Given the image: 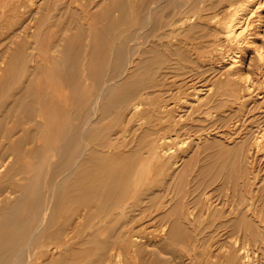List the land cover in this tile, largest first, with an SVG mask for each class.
<instances>
[{
	"label": "bare ground",
	"instance_id": "1",
	"mask_svg": "<svg viewBox=\"0 0 264 264\" xmlns=\"http://www.w3.org/2000/svg\"><path fill=\"white\" fill-rule=\"evenodd\" d=\"M136 1H134L130 6L118 4V6L115 5L117 13H114V15L112 13V18H107L108 23L106 22L107 25L109 24V27H112V33H108V30L104 32L105 28H103L102 32H100L99 34L103 35L105 38L108 34H111V37L114 38V46L112 49L113 52L111 54L113 57V63L111 65L112 70H109L111 71V75H108L109 78H102V70L98 71L99 76L97 77H99V79H104V81L101 87L100 85L97 86L99 87L98 93H92L95 94V99L92 100L93 102L89 103L90 98L89 101L88 98H85V100L87 99L88 102L84 100V102L82 101L83 103L81 102V104H84L85 102H87L86 104H88L86 106V110L84 111L85 114L83 113V116L80 115L81 117H83V123L82 125H80V127L82 126L81 132H78L81 136V140H84L82 141L83 143L78 141L79 143L83 144V147H79V145L81 144H77L80 149L76 148L75 146L77 143L76 140H78L75 138L78 135L76 134L77 130L75 129L78 125H75V127L72 128V122L74 120L71 121L70 119V123L72 126L70 125V127L68 122L67 125L69 129L67 128V130L69 131V135H65L68 137L67 140L62 139V142L58 143V146L53 149H50L51 144L50 146L48 145L50 151L54 154V156L55 154L58 156V160L56 159V157L55 160H50V156L47 154L48 152L46 153L49 156V158L46 156L47 160L49 159L51 163L56 161V163H53V165L50 164L52 165L50 167L47 165V163H45L46 169L47 166L50 169V171L48 170L50 174V176H48L49 178L46 176L48 175V171L45 175L46 178L49 179L47 189L42 192L43 189H39L41 187L38 188V184H34L38 182V180H40L38 179L40 176H37L38 180H36V182L33 181L35 189L33 188V185L31 186L35 191L33 192V189L31 190V192L29 191L30 195L32 194V192L34 193V195L33 197L29 195L31 197L29 198L27 197V191L30 190V186L28 183H25L26 181L22 178L24 180V183L22 181L21 184L20 182L17 184L19 194L16 195L15 198L13 197L14 199L10 201L9 195H11L15 190H9L8 194H6V198L4 200L1 199L0 264H40L43 262L45 264H67V259L71 257L72 254H74V251L77 252L76 250H74V245H72L71 243V239L73 237L72 235H70V232L72 231L68 232L66 230V228L68 229V225L72 226V224L69 223L71 216H66L69 220H66L67 223L63 224V227L58 226L60 222L59 224L57 223L58 225L56 227V222H54V211L56 207V200H58L55 195L58 193L57 191L63 187V184L61 183H65L71 180L72 184H74V188H71L69 191L66 190L67 194L61 193V197H63V195H67L68 197H70V193H75V196L77 197L78 195H80V197L76 199L71 197L72 199H70L68 202L72 204V208H70V211L74 210V212L76 213V215L74 216L75 218L73 219L75 227L83 224L80 221L81 216H83L82 212L84 211V216H89V209L87 210V207L90 208L89 205L92 201H98L101 210H103V214L100 215L99 219L93 218L89 222V230L94 228V232H96L99 225L104 226L105 224L107 225L110 222V229L116 231L117 228L122 225L121 223L124 222H120V218L124 217L126 213L129 210L131 211V208L134 206L131 205L132 203L130 204L127 201L129 197L134 198L133 203L135 204L137 201L139 202V200L143 201L142 199H144L145 196L149 193H153L152 190L154 188H158V191H162L164 188L163 185L166 182L165 180L167 178H174L178 181L185 180L183 169L185 166V169L189 166V159L192 158L193 153H196L202 145H207L209 142L213 143L214 141H216L215 143H225V141L223 140L224 137L222 138V135L220 133L216 132V134H219L220 136L217 138V140H214L213 137H210L209 132H205L199 135L189 134V136L187 137H191L190 141L185 148L182 147L183 149H181V145L177 144L176 146H174V144L177 142V138H180L179 136L183 134L182 131L184 130L185 126L180 117L187 116L190 118L194 117L193 115L194 113H196L197 117H206V119L207 117H217L218 120H221L223 122V125H226V123H228L229 121V117H244L247 112L253 111L255 108H257V104L261 103V101L258 100L259 97H254L257 96V93H254V91L255 89H260L258 84L264 83V77L260 80H252L249 74L253 72L252 69H256V66L260 69L264 60V0H149L150 3H153V5H148L149 7H147L146 9L145 6V10L141 5H137ZM45 3L48 2L45 0H0V7H8L9 9H11L13 16L17 12L18 16L22 17V15H24L23 13H25L23 7H26L27 5H31L32 7L34 5L38 7L39 11V6H45ZM20 8H22L24 12H20ZM28 8L31 9L30 7ZM33 11L30 13L32 14ZM107 12L110 13V11L108 10ZM156 13H158L159 16L156 17ZM1 15H3L2 10ZM9 15H11V12L9 13ZM105 15V17H107V14ZM0 20H2V18ZM24 22L25 21H23V23ZM6 24L4 26H6ZM145 25L152 26H148V30H142V28L144 29ZM11 26L13 27L12 24ZM8 27H10L9 24ZM109 27L108 29H110ZM8 29L5 28V31ZM0 30H2V27L0 28ZM14 30L15 29H11L13 35L15 34ZM3 33L4 32L2 30V34ZM15 36H17V34H15ZM95 42L91 45H89L88 43L87 44L91 48L92 46H95V48L98 49V43ZM126 45H128L129 47L126 48ZM33 49L35 50V48ZM99 49V53H95L96 55L91 54L87 49H85L87 50V52H89V54L86 55V57L84 56L85 62L83 63V67L84 65L85 67L87 65L90 66L92 61L96 60V57L98 59V55H100V59L101 57H104L106 55L105 53L107 51V45H99ZM70 50L71 49L69 48L68 50L63 49V53L67 55L68 52L70 54L71 52H73ZM93 56L94 60H91ZM70 57H73L74 59L78 58V54H72ZM247 57L248 62H246ZM66 58H68V56ZM35 59H37V57ZM41 62L43 61L38 60V64L40 63L42 67ZM73 62L71 61V65ZM58 63H60L59 59ZM106 64L107 66L103 65L105 66V68L110 67L108 66L109 63ZM32 65L34 64L32 63ZM81 65L82 64H80V67L78 66L79 70H81L80 68H82ZM74 66L75 68L77 66L76 59L74 62ZM46 68L47 72L54 71L53 65H48V67L46 66ZM69 68L67 67L66 71L70 70ZM99 68L101 69L100 64ZM140 69H143L142 71L145 72L147 71V73L149 74V79L147 81L145 80L146 82L142 81V79L133 78V75L136 73V71L139 72ZM20 70H22V68ZM88 70L93 74V70H90V68ZM75 71L76 70H74V72ZM69 73H66V75H69ZM84 73L86 74V72ZM70 74L72 75V73ZM76 76L79 75L77 74ZM81 76H79L78 78H84ZM106 76L104 75V77ZM71 77L72 76H70V79ZM74 77L75 76L73 75V81L78 82H71L75 83L76 85H81L82 82H79L81 79L79 80L77 78L78 80H74ZM91 77L89 79H86L90 80L92 79ZM101 79L99 81H101ZM211 79L212 81L210 82ZM83 81H85V79ZM95 81V85H97L98 78L97 80L95 79ZM71 82L67 84H70ZM85 83L83 84L82 88H84ZM12 88L13 87H11V89ZM150 88H152V91L148 90ZM87 89L88 87L84 88L83 92L84 90L86 92ZM95 91H97V88ZM7 94H9V92ZM5 95L3 97H5ZM85 95H83V97ZM149 95L152 96L148 97ZM87 96L89 95L87 94ZM253 97L254 99H252ZM250 98L252 100H249ZM21 99L22 98L20 97L18 102H20ZM22 101L19 104H23ZM39 101L41 102V100ZM40 102L34 103L31 101L30 103H26V105L28 106V111H30L33 106V114L34 112H36V110L39 111V113L42 112V108H35V105H40ZM232 104L236 105V109L231 110L229 108ZM8 106H10V104ZM53 107H55V105ZM246 109L247 112H245ZM60 110H62V108H60ZM76 110H78V108ZM59 111L58 115L55 114L57 115L56 118H58L59 114L62 113H60ZM67 112L68 111L66 110V113ZM76 112H78L79 114V110L75 111V113ZM68 113L67 116H71L70 114L68 115ZM112 114L115 117V122L109 128L110 130H114V140L112 143H102V138L106 137L109 134L104 135L106 129L100 130L98 126H100L101 121L105 117H108ZM76 115L74 114V117ZM34 116L36 115H33V117ZM33 117H30V120L33 121ZM250 117H264V110H260V112H253ZM40 118L43 119L42 116ZM258 118L250 121L249 125L246 124L248 126V129L246 127V135L241 138V140H239L236 145H234L236 151L234 150L235 153L233 155V158L228 160L229 164L233 165L237 163L240 168H244L238 176L237 185L239 187V193L235 192L231 198L230 194H226L223 199L221 198L212 200L213 195L211 193H207L209 191H207V189H198V187H196L194 190L190 191L189 189H186L185 186L181 187L180 190H178L181 195L178 199L179 205L177 206V203L173 205L171 210L172 212L170 214L160 216V224L157 226L158 228H156L155 231L153 230L152 232H150L148 230H145L150 232V234L147 233L148 235L143 236L145 238H143L144 240H142V243L140 241V238H132L133 236L129 237V234H127V230H119L116 234L118 241H116L115 238L114 240L116 242L127 240L130 247L148 246L152 249H157L160 247V245H165L168 247L170 246L171 255L173 256V258L178 259L179 263L177 261V264H181L183 252L182 250L178 249L176 245L179 243H187L188 249H191L194 245L195 235L197 231L196 226L198 223V219L197 215L195 214V212L197 211H194V209H192L193 207L191 208V206H189L184 201L185 196H187L188 194L190 195L191 192H197V194L195 195V202L199 204L201 212L207 214L211 213L214 216L216 215V217H221L223 213L228 210V214L231 215L230 217H232L233 225L237 226L240 229L244 228V232L248 227L258 225L259 223L257 219H259L260 215L258 214L259 211L256 202L262 201L264 206V172L261 173L256 168L257 166H255L254 164V161H256L257 159V154L264 153V126L259 124L260 121L258 120ZM2 119L3 118H1L0 123ZM65 121L66 120H64V122ZM35 123L37 124V122ZM45 123H42V126H44ZM73 123H75V121ZM237 123L234 125V127L238 126ZM218 125L220 126V124ZM40 126L41 125H39V130L41 128ZM64 126L65 124L63 123V127ZM2 129L3 128L0 127V131ZM229 129L230 128L228 127V129H225V131L223 130L222 133H231ZM94 130H97L98 134L96 133L94 135ZM109 131H107L106 133H109ZM253 131L257 132V134L254 133L255 135L253 134L252 138ZM38 132L39 131H37V133ZM59 132L60 131H58V133ZM51 133L52 132H50V135L52 136ZM26 136H28V134ZM59 136H61V134ZM65 136H63V138ZM91 137H93V140H101V143L98 144L107 148V150H97L95 148H92V145L90 147V141H87V139H90ZM59 138L61 140L62 137ZM23 140L24 139L22 138V141ZM179 140L180 143L181 139ZM22 141H18L20 145ZM49 141L50 140H48V142ZM19 143H17L18 147ZM27 144H23L24 149L25 145ZM10 145L12 147V144ZM20 148L22 149V146ZM51 152L49 153L51 154ZM211 152L212 151H210V153ZM42 155L44 154L42 153ZM37 158L39 157L37 156ZM30 160L32 159L30 158ZM207 160L209 161L210 158ZM43 161H46L45 158L43 159ZM43 161H40V164ZM20 165H24V163H21ZM179 165H182V167L178 168ZM151 166L154 167V171L152 173ZM15 167L14 169L17 170ZM205 167L201 166L202 169H204ZM11 168H13V166H11ZM36 168L34 169L36 170ZM14 169H12L13 172L15 171ZM21 170L23 172L24 170H26V168L23 170L21 166ZM17 171H20V169ZM205 172L208 171L205 170ZM29 173H26L27 177ZM32 174L34 175V172ZM39 174L41 175V172H39ZM8 175L9 178L12 179L13 176L10 177L9 173ZM20 175H23L21 171ZM59 175L61 176L58 178L57 176ZM215 175L211 174V177ZM194 176L192 178H194ZM29 178L32 180L31 177H28V180ZM43 178L44 176L42 177V179ZM207 178L209 179L210 175L209 177L207 176ZM33 180H35V178H33ZM15 182L16 181H14V183ZM0 184L2 185V181ZM12 184H9V187ZM199 184H201V181L199 182ZM209 185L210 184H205L204 182V185L201 184V187H207ZM5 186L7 187L8 185ZM2 187L4 186L2 185ZM43 187H45V185ZM9 189H11V187ZM0 191L2 192L4 190ZM61 191L63 190L61 189ZM59 194L60 193H58V197L60 196ZM192 195L193 194H191L190 196ZM233 197H235V199ZM60 201L61 200L59 199L57 203H61ZM166 201H171V198L166 197ZM64 205L65 204H63L62 207H64ZM60 206L61 205H59V207ZM157 206H159L158 208L161 209L162 207H165L163 206V202L162 204H159ZM68 210L66 208V211ZM79 212L82 215L79 214ZM226 215L227 214H225V216ZM60 218L62 219V216H60L59 219ZM138 219L141 220V218ZM218 224L219 226L227 225V223L223 222H220ZM101 233H103L102 235H105L104 231H101ZM91 235L92 234H88V236L83 237H85L86 239ZM102 235H100V237H102ZM85 239L84 241L81 240V243L85 242ZM258 243H260V241ZM109 244V240L107 239L99 240L96 250L93 254V260L91 261L93 262V264H119L116 256L119 257L120 252H116L115 250L113 252V250L110 251L109 249H107V246ZM87 257L88 256L84 257L85 261ZM214 258V260L209 261V264H255L248 258L247 254L240 249H229L219 257H216L215 255ZM39 259L40 261H38ZM136 261H139V258ZM182 264H184V262ZM257 264L262 263L258 262Z\"/></svg>",
	"mask_w": 264,
	"mask_h": 264
},
{
	"label": "rangeland",
	"instance_id": "2",
	"mask_svg": "<svg viewBox=\"0 0 264 264\" xmlns=\"http://www.w3.org/2000/svg\"><path fill=\"white\" fill-rule=\"evenodd\" d=\"M45 1L48 2V3H45L46 7L43 5L39 6L40 7L39 11H38V7L34 6V5H33L34 7L33 6L31 7V5H27L26 7H23V9L25 10V13H23L24 15H22L23 18L21 16H18L17 12L13 16L11 9H9L8 7L7 8L0 7V19L2 18V20L5 22V24L7 23L6 26H4L5 25L4 22L2 20H0V26L2 27V30L4 32L2 34V30H0V98H1L0 99V114H1L0 120H1V118L4 119V120L2 119V121L0 123V125H1L0 127L3 128L0 131V143H2V144H0V150H1L0 151V157H1L0 158V173H1L0 174V183L2 181V185L4 186V187H2V185L0 184V188H1L0 190H4L2 192L0 191L1 192L0 193V195H1L0 201H1V199L4 200L6 198V194H8L9 190L10 191L15 190L11 195H9L10 201H12L16 197V195L19 194L17 184L19 182L21 184L22 181L24 183V180L26 181L25 183H28L30 186L29 187L30 190L27 191V193H28L27 197H29V198L33 197V195H34L33 192L35 191L34 186L36 184H38V188L41 187L39 189H41V190L43 189L42 192L45 189H47V186H48L47 184L49 182L48 181L49 179H47L46 176L47 177L50 176L49 167L52 166L53 163H56V161L51 163L50 160H52V159L55 160V157L58 160V158H57L58 156L56 154L54 156V154L50 151V149L57 147L58 143L62 142V139L67 140V138H68L67 136L69 135V131L67 130L68 122H69V126H70L71 125L70 122L73 120L75 121V123H73L74 121L72 122V125H73V126L71 125L72 128H74L75 125H78L75 129V130H77L76 134L79 135V136L77 135V137H75V138L78 140H76L74 138L77 142L75 145L76 148H79L83 145L82 141H84V140H81V136L78 133V132H81L82 126L80 127V125H82V123H83V121H82L83 117H81L80 115L83 116L85 114L84 111L86 110V106L88 105L86 103L89 101V98H90L89 103L93 102L92 100L95 99V94H97L99 91V87H97V86L100 85V87H101L104 79L109 78V76L111 75L110 74L111 71H109V70H112L111 65L113 63V57L111 54L113 52L112 49L114 46V44H113L114 38L111 37V34H108V33H112V29H111L112 27H109V24L107 25V23H108L107 18L111 19L112 16L114 15V13H117L116 6H118V5L130 6L136 0H128V1H126V0L125 1L124 0L123 1H121V0H58V1L57 0L56 1L50 0L52 3L48 0H45ZM150 1L149 0H138L136 2H137V5H141L143 9L146 6L145 7V9H146L147 7L153 5V3H150ZM49 2H50V4H49ZM120 2H122V3H120ZM126 2H128V3H126ZM28 7H30L31 9H29ZM42 7H44V8H42ZM21 9L22 8H20L19 11L24 12L23 9L22 10ZM28 9H29V11H28ZM110 9H113V10H110ZM1 10H2L3 15H1ZM107 10L110 11L111 14L108 13ZM32 11H33V13L31 14L30 12H32ZM10 12H11V15H9ZM112 13H113V15H112ZM105 14H107V17H105L106 16ZM6 15H8L9 17ZM25 16H27L28 18ZM108 16H110V17H108ZM155 16L156 17L159 16L158 13H156ZM6 18H7V20H6ZM13 20L15 21V23ZM6 21H8V22H6ZM12 21H13V23H12ZM23 21H25V22L23 23ZM10 23L13 25V27L11 26ZM8 24L10 25V27H8ZM104 24H105V26H104ZM148 26L150 27L152 25H145L144 29L142 28V30H148V28H149ZM3 27H4V29H3ZM106 27H107V29H106ZM108 27L110 29H108ZM5 28L6 29L9 28V29L5 31ZM103 28H105L104 32L106 30H108V33H106V34H108L106 38L103 35H99L100 32H102ZM11 29L12 30L15 29L14 33L17 34V36H15V34L14 35L12 34ZM39 31H40V33H39ZM81 31H82V33H81ZM40 34H41V36H40ZM87 35L88 36L90 35L91 37L89 36L90 37L89 38ZM88 38H89V40H88ZM97 39H98V41H97ZM95 41L98 43V49L95 48V46L94 47L92 46V48L89 46V45L93 44ZM99 45H101V46L107 45V51L105 53L106 55L104 57H101V59L99 57L100 55H98V59L95 56L96 60H94V56H93L91 59V60H94V61H92L93 65L91 63V65H90L91 67L88 65L86 67L84 65V67H83V63L85 62L84 56L86 57V55H88L89 52L93 55L95 53L98 54L99 50H100ZM128 47L129 46L126 45V48H128ZM33 48H35L36 51ZM62 48L64 50H66V49L68 50V48H69V49H71L70 51H73V52H71L70 54L67 52V55H66L63 53ZM85 49H87L89 52H87V50H85ZM33 52H35V53H33ZM72 54H78V58H75L77 60V66H76L77 69L74 66L75 59L73 57L72 58L70 57ZM109 54H110V56H109ZM67 56H68V58H66ZM36 57H37V59H35ZM58 59H59L60 63H58ZM62 59H63V61H62ZM109 59H110V61H109ZM38 60L43 61V62H41L42 67H41L40 63L38 64ZM247 60H248V57L246 58V62H248ZM20 61H22V62H20ZM71 61L72 62L74 61L72 63V65H71ZM105 61H107V62H105ZM30 62H31V64H30ZM64 62H65V64H64ZM32 63L34 65H32ZM79 63L82 64L81 65L82 68H80L81 70H79V68H78V66L80 67ZM106 63L110 64V65L108 64V66H110V67H106L107 69L105 68V66H103V65L107 66ZM99 64H100L101 69L99 68ZM31 65H32V67H31ZM45 65L47 67H48V65H53L54 71L53 72H47V70H46L47 68ZM69 65H71L72 67ZM62 66H64V67H62ZM263 66H264V60H263V64L261 65L260 69L257 66H256V69H254V70L252 69V71L254 73L251 72L249 74V76L252 80L263 79V77H264V75H263L264 74V67ZM67 67L68 68L71 67V68H69L70 70L66 71ZM21 68H22V70H20ZM89 68H90V70H93V74L91 73V71L88 70ZM74 70H76V71L74 72ZM101 70H102V78H104V79L100 78L101 81H99L100 79L97 76H99L98 71H101ZM142 70L143 69H140L139 72L136 71V73L133 75V78L142 79V81H145V80L147 81L149 79V74L147 73V71L145 72ZM39 71H41V72H39ZM63 71L66 73H69L71 71L70 73H72V75L70 73H69V75L68 74L66 75V73H64ZM87 71H89V72H87ZM77 72H79V73H77ZM84 72H86V74ZM82 73L84 74V76ZM63 74H65L66 76ZM77 74L79 76L82 75L81 77H84V78H78L79 76H76ZM62 75H63V77L64 76L65 77L63 78ZM73 75L75 76L74 80H78V79L80 80L81 79L79 81L80 83L82 82L81 85L79 83H78L79 85L75 84L78 81H73ZM104 75L105 76L107 75V76L104 77ZM70 76H72L71 79H70ZM89 76L90 77L92 76L91 78L93 80L92 79L87 80L86 78L89 79L90 78ZM97 78H98L97 85H95L96 84L95 79L97 80ZM62 79H64V80H62ZM84 79H85V81H83ZM71 81H73L75 83H73ZM211 81H212V79L210 80V82ZM69 82H71V83L67 84ZM83 82L84 83L86 82L84 85V88L88 87L86 92H85V90L83 92V89H84V88H82L83 84H84ZM88 82L90 83V85ZM98 83H100V84H98ZM258 85H259L260 89L259 90L255 89L254 93H257L256 94L257 96H254V97H259L258 100L261 101V103H258L256 106L257 108H255L251 112H247V109H246L245 112H247V113L245 114L244 117H229V121H228V123H226V125H223V122L221 120H218L217 117H207V119H206V117H197L196 113H194V115H193L194 117L189 118L185 115H184L185 117H180L182 122L185 124V126H184V130L182 131L183 134H181L179 136L180 138H177L178 143L176 142L174 144V146H176L178 144V145H181V149H183L187 146V144L190 141L191 137H187V136H189V134L190 135H192V134L199 135V134H201V133L203 134L205 132H209L210 137L211 138L213 137L214 140L215 139L217 140V138L220 136L219 134H216V132L220 133L222 135L221 137L222 138L224 137L223 140L225 141V143L224 142L223 143H220V142L215 143L216 141H214L213 143L209 142L207 145H202L196 153H193L192 158L189 159V166L186 169H185L186 166L184 167L185 171L183 169V175H185V180H182V181L179 180L178 181V180H175L174 178H171V179L167 178L165 180L166 182L163 185L164 188L162 191L161 190L158 191V188H154L152 190L153 193H151V194L149 193L148 195L145 196L144 199H142L143 201L139 200V202L137 201L135 204L133 203L134 198L129 197L127 201L130 204L132 203L131 205H134V206L131 208L132 209L131 211L129 210L126 213L125 216H127V217L124 216L125 218L124 217L120 218V222H122V221L125 222L127 220L128 221L125 223L122 222L121 223L122 225L119 228H117L116 231H114L113 229H110V224H109L110 222L107 225L105 224L104 226L99 225L96 232H94L95 231L94 228L89 230V222L93 218L99 219L100 215L103 214V210H101L100 204L98 201H92L91 204L89 205L90 208L87 207V210L89 209L88 210L89 216H84V211L82 210L83 216H81L80 221L83 224L78 226V227H75L73 219L75 218L74 216L76 215V213L74 212V210L70 211V208H72L71 207L72 204H70L68 202L72 198L76 199V198L80 197V195H78V197H77V196H75V193H70L71 194L70 197H68L67 195H65V196L63 195V197H61V195H62L61 193L67 194L66 190L69 191L71 188H74V184H72L71 180L68 182H65V183H61V184H63V187L61 185V187H62L61 189L64 192L61 191V189L57 191L58 193H60L59 194L60 198L58 197V193L55 195V197L58 198V200H56V207H55V211H54L55 212L54 213V222H56L55 223L56 227L59 224V222H60V224L58 226L63 227L64 226L63 224L67 223L66 220H69L67 217L71 216L69 223H71L72 226L68 225V229L66 228V230L68 232L72 231V232H70V235H72V237H73L71 239V243H72V245H74V250L77 251V252L74 251V254H72V256L67 259V264H81V263L82 264H85V263L93 264V262H91V261L93 260V254L96 250L98 242H99V240H104V239L109 240V243H110L107 246V249H109L110 251L113 250V252L115 250L116 252H120V254L122 255L121 256L119 254V257L116 256V259H117V261H119L118 262L119 264H121V263L122 264H137V263L138 264H177L178 259L173 258V256L171 255V247L170 246L168 247L165 245H162V246L160 245V247L157 249H152L151 247H148V246L130 247L129 242L127 240L116 242V241H118L116 234L119 230H127V234H129V237L133 236L132 238H138V239L140 238V241L142 243V240H144L143 238H145L143 236L150 234V232H152L153 230L155 231L156 228H158L157 226L160 224V221H159L160 216L170 214L172 212L171 210H172L173 205H175L176 203H177L176 204L177 206L179 205L178 199L180 198L181 195L178 192V190H180L181 187L185 186L186 189H189L190 191L194 190L196 187H198V189H207V191L209 190L207 193H211L213 195L212 200L213 199L217 200V199H221V198L223 199L226 194L227 195L230 194V198H231L235 192L239 193V187L237 185L238 176L244 168H240L237 163L233 164V165L229 164L228 160L233 158V155L236 151L234 145H236V143L246 135V132L248 129L247 125H249V122L255 118H258V117H250V115L253 112H260V110H264V97H263V95H264V83L258 84ZM11 87H13L14 90H13V88L11 89ZM96 88H97V91H95ZM9 90H11V91H9ZM148 90L152 91V88H150ZM8 92H9V94H7ZM15 92H17V93H15ZM82 92L85 94L87 93L89 96H87V94L86 95L83 94ZM93 92H95V94H92ZM90 93H91V96H90ZM31 94H33V95H31ZM81 94H83L85 96L83 97V95H81ZM4 95H5V97H3ZM151 96L152 95H149L148 97H151ZM20 97L22 98L20 100V102L23 100L22 101L23 104H19L20 102H18ZM41 97L44 99H42ZM254 97L252 99H254ZM81 98H83V99H81ZM85 98H88V101H87V99L85 100ZM252 99L250 98L249 100H252ZM29 100H31L34 103H38V102H40L39 100H41V102L39 103L40 105L36 104L35 108L36 109H39V107L42 108V112L39 113V111L36 110V112H34V114H33V110H32V109H34L33 106L30 109V111H28V106L26 105V103H30L31 101H29ZM83 100L87 101L84 103L85 105L81 104V102ZM9 104H10V106H8ZM44 104H46V105H44ZM54 105H55V107H53ZM80 105H81V107H80ZM7 107H8V109H7ZM235 107H236V105L232 104V105H230L229 108L231 110H233V109H236ZM13 108H14V110H13ZM60 108H62V110H60ZM72 108L75 110H73ZM77 108L79 110V114H78V112L75 113V111H78V110H76ZM49 109L50 110L52 109L51 110L52 112ZM48 110H49L50 114L48 113ZM66 110L69 112V113L67 112L68 115L70 114L71 116H67ZM5 111H7V112H5ZM58 111L60 113L61 112L62 113L59 114L58 118H56V116L58 115ZM4 112H5V114H4ZM72 113H74L75 115L77 114V115L74 117V114H72ZM30 114H32V115H30ZM55 114H57V115H55ZM33 115H36V116L33 117ZM60 115H61V118H60ZM41 116L44 120L40 118ZM30 117L31 118L33 117V121L30 120L31 119ZM196 117H197V119H196ZM70 119H71V121H70ZM114 119H115V117L113 116V114L108 116V117H105L101 121L100 126H98V128L100 130L106 129V132L109 131L110 130L109 127L111 125H113L115 122ZM51 120H52V122H51ZM64 120H66V121L64 122ZM80 120H81V122H80ZM258 120L260 121L259 124L264 126V124H262V123H264L263 122L264 117H259ZM41 121H43V122H41ZM61 121L65 124L64 127H63V123ZM237 121H238V123H237ZM35 122H37V124ZM42 123H45L44 126H42ZM61 123H62V125H61ZM188 123H190V124H188ZM236 123L238 124V126L234 127V125ZM38 124L41 125L40 130H39ZM218 124H220V126ZM253 125H255V124H253ZM52 126H53V128H52ZM226 126H227V128H226ZM228 127L230 128L229 131H231V133H226V134L224 132L222 133V131L223 130L225 131V129H228ZM246 127H247V129H246ZM249 127H251V126H249ZM79 128H80V130H79ZM212 130H214V131H212ZM233 130H235V131H233ZM37 131H39L40 133L39 132L37 133ZM58 131H60L61 133L60 132L58 133ZM4 132H5V134H4ZM50 132H52L51 133L52 136L50 135ZM66 132H67V134H66ZM106 132L104 135H106V134H109V135L102 138V143H106V142L112 143L114 140V137H115L114 130H110L109 133H106ZM96 133L98 134L97 130H94L93 134L95 135ZM254 133L257 134V132L253 131L252 132V138H253ZM27 134H28V136H26ZM60 134H61V136H59ZM65 135H67V136H65ZM21 136L24 139L23 141H26V142L22 141ZM63 136H65L66 138L65 137L63 138ZM59 137H62L61 140ZM79 137H80V140H79ZM32 138H34V139H32ZM179 139H181L180 143H179V141H180ZM231 139H233V140H231ZM37 140H39V141H37ZM48 140H50V141L48 142ZM228 140L229 141L231 140V141L229 142ZM7 141H8V143H7ZM18 141H20V142L22 141L23 144L28 143L27 145H25V149L23 148L24 147L23 144L21 143V145H20V143ZM31 141H32V143H31ZM78 141H80L82 143H79ZM87 141H90L89 146L91 147V145H92V148H95L97 150H107V148L100 146L98 144V143H101V140L99 141V139L93 140V137H91L90 139H87ZM232 141H233V143H232ZM9 142H10V144H12V147L9 144ZM34 142L36 143L37 146L35 145ZM17 143H19V147H18ZM50 144H51V146H50ZM77 144H81V145H79V147H78ZM48 145L50 146V149H49ZM227 145H228V147H227ZM13 146H14V148H13ZM21 146H22V149L20 148ZM28 148L31 149L32 151L29 150ZM8 149H10V150L14 149L15 151L14 150L10 151ZM18 149H19V151H18ZM26 149H27V151H26ZM231 149H233V150H231ZM12 151H14V152H12ZM210 151H212V152L210 153ZM15 152H17V153H15ZM29 152L30 153L32 152V153L30 154ZM49 152H51V154ZM231 152H232V154H231ZM42 153L44 155H42ZM46 153L50 156V160L48 159L50 162L46 159L47 157L49 158V156ZM20 154H22L23 157ZM27 154H28V156H27ZM51 155H52V157H51ZM37 156L39 158H37ZM53 156H54V158H53ZM205 157H207V158H205ZM30 158L32 160H30ZM44 158L47 162L43 161ZM209 158H210V160L208 161L207 159H209ZM3 159L5 160V162ZM39 159H41V160H39ZM205 160L207 161L208 164L206 163ZM213 160H214V162H213ZM12 161H14V162H12ZM40 161H43V162H41V164H40ZM209 162H211V163H209ZM254 162H255L254 163L255 166H257L256 168L261 173L264 172V153L257 154V159ZM21 163L22 164L24 163V165H20ZM45 163H47V165L49 166L48 167L46 165L47 169L45 167ZM50 164H52V165H50ZM15 165H16V167H15ZM11 166H13V168H11ZM21 166H22L23 170L26 168L27 171L24 170L26 173H29L31 170L34 172V175L36 177L32 174L33 173L32 171L30 172L31 174L29 173V175H31V176H29L27 174L28 177L32 178V180L29 178V180L32 182V184L28 180L26 173L24 171L22 172ZM201 166L202 167L206 166L204 169L207 170L208 172H205V170L202 169ZM14 167L17 170L20 169V171L23 175H20V171L15 170ZM42 167H43V169H42ZM152 167L153 166H151V173L154 171V167L153 168ZM181 167H182V165L178 166V168H181ZM34 168H36V170ZM12 169H14L15 171L13 172ZM47 171H48V175H46ZM7 172L10 174V177L13 176L12 179L9 178V175ZM10 172H12V173H10ZM36 172H38V173H36ZM39 172H41V175L39 174ZM192 173H193V176L195 175L194 178H192L193 177ZM214 173L215 174L217 173V174L215 175ZM211 174L215 175L216 178H215V176L211 177ZM209 175H210V178L208 179L207 176L209 177ZM37 176L38 177L40 176L38 178L40 180L37 179ZM43 176H44L43 179L46 178L47 180L46 179L43 180L42 179ZM60 176L61 175H59L57 177L59 178ZM6 177H7V179H6ZM13 178H16V179L18 178L21 180H18V179L16 180ZM33 178H35V180H33ZM36 180H38V182H36ZM3 181H4L5 185H8L7 187L4 185ZM14 181H16L17 183L16 182L14 183ZM33 181L36 183H34ZM200 181H201L202 185H204V182H205V184H210V185L207 187H204V186L201 187V184H199ZM43 183H45V184H43ZM9 184H12L10 186L12 190L9 189L10 188ZM67 184H69V185H67ZM32 185H33L34 189L31 187ZM42 185L43 186L45 185V187H43ZM59 188H60V185H59ZM190 188H192V189H190ZM214 188H215V190H214ZM16 190H17V192H16ZM31 190L33 192L30 195ZM164 190H165V192H164ZM191 194H193V195L190 196ZM191 194L190 195L188 194L187 196H185L184 201L189 206H191V208L193 207L192 209H194V211H197V212H195V214L197 215V219H198V223L196 226L197 231H196V235H195L194 245L191 249L190 248L188 249L187 243L186 244L179 243L176 245V247L178 249L182 250V252H183V256L181 258L182 259L181 264L183 262H184V264H198V263L199 264L200 263L201 264H203V263L209 264L210 260L215 259L214 258L215 255H216V257H219L229 249H240V250L244 251L247 254L248 258L250 260H252L255 264H257L258 262L264 264V239H263L264 238V232H263L264 231V206H263L262 201L256 202V205H257V208L259 211L258 214L260 215L259 219H257L259 224L255 225V226L248 227L247 228L248 231L245 230V232H244V228L240 229L237 226L233 225L232 217H230L231 215L228 214V210L225 211V213H223L224 216L222 215L221 217H216V215L214 216L211 213L207 214V213L201 212L199 204L197 202H195L196 201L195 195L197 194V192H195V193L191 192ZM146 197H147V199H146ZM166 197L171 198V201L167 202ZM61 198L64 199L65 201L62 200ZM140 198H141V196H140ZM233 198L235 199V197H233ZM59 199L61 200L60 201L61 203H57L59 201ZM161 200L163 202V206H165V207H162V209L158 208L159 206H157L159 204H162ZM164 200H165V205H164ZM173 202H175V203H173ZM66 203L69 206H67ZM193 203H194V205H193ZM63 204L66 205L67 210L69 209L68 211H66L65 205H64V207H62ZM57 205H58V207H57ZM59 205H61V206L59 207ZM93 205H96V206H93ZM148 205H151V206H148ZM68 212H71V213H68ZM132 212H134V213H132ZM145 213H146V215H145ZM58 214H59V216H58ZM79 214H81V213L79 212ZM225 214H227V215L225 216ZM60 216H62V219L61 218L59 219ZM138 218H141V220ZM137 220H139V221H137ZM220 222L227 223V225L219 226L218 223H220ZM150 223H152V224H150ZM124 224H126V225H124ZM137 225H140V226H137ZM145 230H148L150 232L145 231ZM101 231L102 232L104 231L105 235H102L103 233H101ZM112 231H114V232H112ZM113 233L115 236L113 235ZM84 234H86V235H84ZM88 234H92V235L89 236V238L85 239V237L88 236ZM100 235H102V237H100ZM135 235H136V237H135ZM77 236H78V239H77ZM83 236H85V237H83ZM138 236H140V237H138ZM114 238L116 239V241L114 240ZM256 238H258V239H256ZM84 239L86 241L81 243V240L84 241ZM259 241H260V243H258ZM74 243H76V244H74ZM36 250H39V249H36ZM34 251H35V249H34ZM85 256H88L86 258V261L84 260ZM167 256H169V257H167ZM206 256H208V257H206ZM211 256H213V257H211ZM138 258H139V261H136ZM38 261H40V259ZM178 263H179V261H178ZM40 264H45V263L43 262Z\"/></svg>",
	"mask_w": 264,
	"mask_h": 264
}]
</instances>
